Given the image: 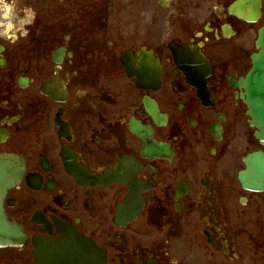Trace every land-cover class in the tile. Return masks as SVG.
Instances as JSON below:
<instances>
[{
	"label": "flooded vegetation",
	"instance_id": "af4514ba",
	"mask_svg": "<svg viewBox=\"0 0 264 264\" xmlns=\"http://www.w3.org/2000/svg\"><path fill=\"white\" fill-rule=\"evenodd\" d=\"M234 1L0 0V155L22 163L0 264H264L235 86L264 0L254 23Z\"/></svg>",
	"mask_w": 264,
	"mask_h": 264
},
{
	"label": "water",
	"instance_id": "95a60500",
	"mask_svg": "<svg viewBox=\"0 0 264 264\" xmlns=\"http://www.w3.org/2000/svg\"><path fill=\"white\" fill-rule=\"evenodd\" d=\"M260 0H238L237 15L246 22H253L260 14ZM255 46L258 52L251 56L252 67L240 87L244 88L242 95L251 117V126L257 127L254 136L264 144V27L258 33ZM152 115L154 110L150 108ZM257 154V153H256ZM247 172L245 181L252 189L264 187V158L262 154L246 159ZM20 173V162L12 156H0V245L14 244L21 234L8 221L1 206V199L6 190L12 186Z\"/></svg>",
	"mask_w": 264,
	"mask_h": 264
},
{
	"label": "rangeland",
	"instance_id": "374dc122",
	"mask_svg": "<svg viewBox=\"0 0 264 264\" xmlns=\"http://www.w3.org/2000/svg\"><path fill=\"white\" fill-rule=\"evenodd\" d=\"M246 131L249 132V133H252L253 132L252 129H247Z\"/></svg>",
	"mask_w": 264,
	"mask_h": 264
},
{
	"label": "clouds",
	"instance_id": "9594fccd",
	"mask_svg": "<svg viewBox=\"0 0 264 264\" xmlns=\"http://www.w3.org/2000/svg\"><path fill=\"white\" fill-rule=\"evenodd\" d=\"M10 10V9H9ZM173 264H174V262H173Z\"/></svg>",
	"mask_w": 264,
	"mask_h": 264
}]
</instances>
